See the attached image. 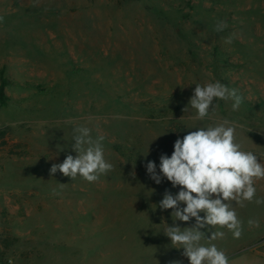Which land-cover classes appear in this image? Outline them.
<instances>
[{
	"label": "rangeland",
	"instance_id": "obj_1",
	"mask_svg": "<svg viewBox=\"0 0 264 264\" xmlns=\"http://www.w3.org/2000/svg\"><path fill=\"white\" fill-rule=\"evenodd\" d=\"M1 77L20 85L0 106V264H189L164 230L195 219L159 208L180 189L147 162L160 174L178 138L227 119L264 164V0H0ZM215 81L243 102L214 100L212 119L196 120L195 84ZM81 125L105 137L113 165L93 183L50 175L75 157ZM255 187L264 198V179ZM233 206L242 236L217 228L213 243L230 264H264V205Z\"/></svg>",
	"mask_w": 264,
	"mask_h": 264
},
{
	"label": "clouds",
	"instance_id": "obj_2",
	"mask_svg": "<svg viewBox=\"0 0 264 264\" xmlns=\"http://www.w3.org/2000/svg\"><path fill=\"white\" fill-rule=\"evenodd\" d=\"M225 28V21H217L214 31L222 32ZM225 42L231 43V37ZM195 85L189 105L196 112V120L212 119L216 107L214 100H231L233 111H238L243 102L236 89H229L219 81ZM195 129L174 142L170 157L161 155L160 174H157L155 162L149 161L145 167L157 184L163 177L180 189L175 195L166 191L159 208L172 209L173 221L195 219V224L190 227L166 226L164 234L174 248L183 249L189 264H230L226 253L213 243L223 239L225 232L213 229L226 228L234 239L242 236L243 221L238 218L233 202L240 207L253 201L264 205V198H256L255 187L256 180L264 179V164L258 162L256 154L243 150L241 143L237 142L234 122L223 119L215 125ZM91 131L84 125L73 129L72 149L76 155L69 154L62 163L53 164L50 175L59 171L72 180L79 176L93 183L112 171L113 165L104 156L105 137L98 135L94 139ZM64 185L60 183V188L63 189ZM52 194L60 193L54 188ZM181 204L185 206L181 208ZM248 224L259 227L258 220L250 219ZM201 229H208L210 236ZM9 264H12L11 260ZM172 264L180 262L173 261Z\"/></svg>",
	"mask_w": 264,
	"mask_h": 264
},
{
	"label": "trees",
	"instance_id": "obj_3",
	"mask_svg": "<svg viewBox=\"0 0 264 264\" xmlns=\"http://www.w3.org/2000/svg\"><path fill=\"white\" fill-rule=\"evenodd\" d=\"M20 85L18 81L10 80L8 78L1 77L0 79V106L6 107L14 101H17V97L9 93V89H15Z\"/></svg>",
	"mask_w": 264,
	"mask_h": 264
},
{
	"label": "crops",
	"instance_id": "obj_4",
	"mask_svg": "<svg viewBox=\"0 0 264 264\" xmlns=\"http://www.w3.org/2000/svg\"><path fill=\"white\" fill-rule=\"evenodd\" d=\"M91 208H92V206H88V209H86V211H89V210H91ZM175 247H177V246H175ZM175 249H177V248H175ZM85 261V260H84ZM84 264H87V262H83ZM82 263V264H83Z\"/></svg>",
	"mask_w": 264,
	"mask_h": 264
}]
</instances>
